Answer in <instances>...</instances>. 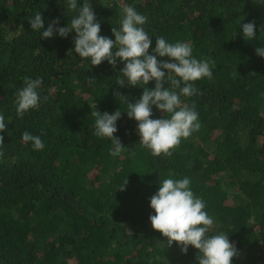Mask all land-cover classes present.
<instances>
[{"label": "trees", "instance_id": "obj_1", "mask_svg": "<svg viewBox=\"0 0 264 264\" xmlns=\"http://www.w3.org/2000/svg\"><path fill=\"white\" fill-rule=\"evenodd\" d=\"M101 34L114 39L121 9L130 4L148 20L145 30L186 41L210 60L213 75L195 81L201 127L171 150L152 156L139 144L137 122L122 112L124 145L94 134L99 111L126 110L139 86L116 83L119 68L90 65L74 52L73 36L43 39L28 18L66 25L74 14L65 0H0V264H198L152 228L149 198L166 177L191 179L218 230L236 243L233 264H264V5L253 0H91ZM254 20L256 40L238 31ZM72 50V52H70ZM151 51V48L149 49ZM25 77H41L38 108L16 114L14 94ZM149 87L154 86L150 81ZM119 91V92H117ZM161 112L153 111L154 117ZM29 131L45 147L22 140ZM134 153V155H133ZM126 181V183H125ZM125 183V187L120 189Z\"/></svg>", "mask_w": 264, "mask_h": 264}, {"label": "clouds", "instance_id": "obj_2", "mask_svg": "<svg viewBox=\"0 0 264 264\" xmlns=\"http://www.w3.org/2000/svg\"><path fill=\"white\" fill-rule=\"evenodd\" d=\"M253 2L264 5V0ZM65 5L74 11L66 25L61 26L57 17L45 27L42 14L37 11L28 18L31 29L43 39L56 35L67 38L74 32L73 50L78 57L87 59L90 65L107 61L114 69L122 63L123 67L117 71L116 83L143 89L134 101L117 91L126 101V110L118 108L110 113L96 109L92 113L95 117V136L110 140V155L119 156L124 145L115 133L118 131L117 121L122 112H126L130 119L137 122L141 147L154 157L171 155V150L180 144L182 138L189 137L201 127L194 104L183 103L181 98L197 94L195 81L212 77L210 60L194 56L190 43L181 40L171 42L163 35L155 36V46L152 47L151 37L154 35H150L144 27L148 17L130 4L121 9L119 27L111 29L114 39L101 34V24L91 0H65ZM238 31L248 41L256 40L254 20L239 22ZM255 52L264 58V43ZM150 81L154 82L153 87L148 86ZM41 83V77H25L22 86L16 90L13 103L19 117L39 107L42 101ZM154 109L161 112L159 117L153 116ZM7 126L5 116L0 112V130H5ZM22 140L30 143L35 151L45 147L41 136L29 131L22 133ZM2 143L3 136H0ZM125 183L120 189L125 187ZM149 207L154 210L149 214L151 226L167 238L168 246L175 243L184 254L189 246L195 247L198 249V264H233V257L238 254L236 243L224 231L210 233L214 218L206 211V202L194 193L188 176H169L160 180L159 187L149 198Z\"/></svg>", "mask_w": 264, "mask_h": 264}]
</instances>
